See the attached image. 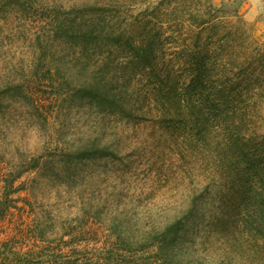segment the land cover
Instances as JSON below:
<instances>
[{
    "label": "rangeland",
    "instance_id": "374dc122",
    "mask_svg": "<svg viewBox=\"0 0 264 264\" xmlns=\"http://www.w3.org/2000/svg\"><path fill=\"white\" fill-rule=\"evenodd\" d=\"M14 1L0 0V60L5 57L17 68L40 52L37 44L54 41L57 46L52 52L56 54L48 58L60 62L70 86L57 101L49 102L46 127L45 118L33 111L24 93L16 92L0 102V199L2 174L12 168L14 174L21 173L12 196L15 209L0 219V240H9L10 229L28 214L44 213L58 226V236L48 251L68 255L63 261L57 257L60 263L76 258L92 262L97 255L93 251L110 241L113 252L117 249V253L105 256L112 259L110 264H264V236L255 240L242 229L240 194L232 176L237 160L233 157L229 164L228 153L214 145L223 142L218 136L219 125L205 126V135L199 138L198 124L151 120L156 113L141 107L145 106L143 101L135 105L131 117H122L98 113L91 100L74 95L71 85L90 82L85 72H78L83 55L73 45L60 44V40L65 41L61 34L54 31L50 37L48 24L58 26L70 20L80 25L93 18V2L102 0L39 1L44 7H56V18H46L38 4L29 14ZM212 3L227 11L228 22L239 25L223 27L208 38L222 46L218 57L221 68L216 72L230 91L237 120L258 136L264 133V0ZM88 58L93 62L92 51ZM6 72L19 78L17 69ZM4 74L0 71V77ZM135 99L137 96L130 102ZM51 126L54 132L49 130ZM97 135L113 142L127 167L111 162L99 168L88 161L70 170L66 164L71 147ZM55 154L64 158L59 169H52L45 158L39 168L27 169L33 157L47 155L51 161ZM191 204L195 206L192 212ZM98 205L110 208V227L93 221L90 213ZM126 210L131 213L126 214ZM181 216L182 224L168 236L164 249L160 236L144 240L153 225L164 226ZM124 219L130 223L124 224ZM137 219L138 225L132 223ZM114 220L121 222V233L111 228L116 225ZM176 236L178 240L172 242ZM124 240L143 246L127 251Z\"/></svg>",
    "mask_w": 264,
    "mask_h": 264
},
{
    "label": "trees",
    "instance_id": "16d2710c",
    "mask_svg": "<svg viewBox=\"0 0 264 264\" xmlns=\"http://www.w3.org/2000/svg\"><path fill=\"white\" fill-rule=\"evenodd\" d=\"M39 1L14 2L16 7L29 14L34 13V6L38 4L45 11L46 18H56V7H44ZM92 8L90 16L93 18L80 25L72 24L70 20L59 22L58 26L48 24L51 27L50 37L54 31L61 34L65 41L60 40V44L73 45L83 55L78 72H85V78L89 77L90 82L83 81L77 87L71 85L74 95L79 94L81 100H91L93 109L98 113L122 117H131L135 105H141L140 101H143L145 106L141 107L156 113L151 120L160 123L179 120L198 124L201 127L197 134L199 138L204 137L205 126L219 125L218 136L223 142L214 145L222 147L224 154L228 153L229 164L233 157L237 160L236 166L231 169L233 183L240 194L243 232L255 240L263 237L264 133L255 136L249 130L246 131L242 120H237L238 112L230 101V91L217 73L218 68H221L218 57L222 55V46L208 40L211 34H219L223 27L236 28L239 25L228 22L227 11L215 6L212 0H102L94 1ZM37 39L40 41L39 35ZM37 45L40 52L17 68L4 60L5 57L1 58L0 71L5 74L0 77V102L4 97L16 96V92L19 95L24 93L31 100L33 111L45 118L42 121L46 127L49 102L52 99L57 101L61 92L70 86V81L63 75L60 62L48 58L56 54L52 52L55 42ZM90 51L93 53V62L87 59ZM7 67L9 70L17 69L19 78L9 75ZM133 96H137V99L132 104L130 101ZM49 130L55 131L53 126ZM112 144L99 135L93 139H82L71 147L66 166L72 170L78 164L84 166L91 161L99 168L107 167L111 162L127 167ZM43 158L55 170L64 161L62 154L53 155L51 161L47 155H41L33 157L27 169L39 168ZM13 171L12 168L2 174L0 219L11 215L15 209L12 196L17 191L14 185L21 173L14 174ZM193 209L195 206L191 204L189 211ZM109 210L104 205H98L90 214H93V221L110 227ZM128 213L131 212L126 210ZM183 219L181 216L164 226L153 225L146 232L144 240L149 242L153 240L152 236H160V247L164 249L168 236L182 224ZM115 221L116 225H111V228L121 233V222ZM56 223L46 218L44 213L28 214L22 218L20 225L10 229V239L0 240V264H110L112 259L105 256L117 253V249L113 252L109 244L111 242L107 241L104 246L93 251L97 254L93 257L94 262L76 258L72 262L60 263L57 257L63 261L68 255L63 257L60 253L56 256L55 252L48 251L58 236ZM129 223L124 221V224ZM132 223L138 225L139 220ZM129 238L127 236L126 240ZM177 240L178 236L172 242ZM135 245L137 248L143 246L128 241L125 248L127 251L134 250Z\"/></svg>",
    "mask_w": 264,
    "mask_h": 264
}]
</instances>
